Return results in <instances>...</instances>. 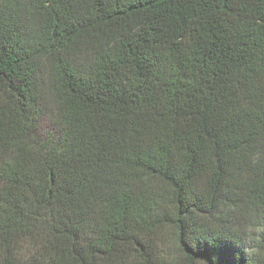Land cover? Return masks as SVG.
<instances>
[{"label": "trees", "instance_id": "1", "mask_svg": "<svg viewBox=\"0 0 264 264\" xmlns=\"http://www.w3.org/2000/svg\"><path fill=\"white\" fill-rule=\"evenodd\" d=\"M0 264H264V0H0Z\"/></svg>", "mask_w": 264, "mask_h": 264}]
</instances>
